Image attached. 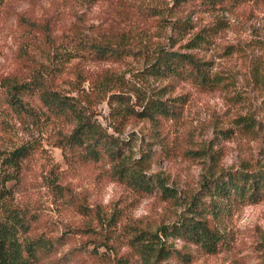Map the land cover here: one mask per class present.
I'll return each instance as SVG.
<instances>
[{
	"label": "rangeland",
	"instance_id": "1",
	"mask_svg": "<svg viewBox=\"0 0 264 264\" xmlns=\"http://www.w3.org/2000/svg\"><path fill=\"white\" fill-rule=\"evenodd\" d=\"M204 1L11 0L6 6L0 84L29 83L32 75L51 81L119 147L115 161L66 157L56 142L74 123L43 120L40 103L29 97L21 115L0 107V181L13 173L5 161L11 152L34 146L19 165L18 181L5 182L11 204L29 216L28 237L63 236L39 264H264V199L231 203L219 215L188 207L205 180L264 171V0L212 7ZM199 32L209 41L194 48ZM82 42L108 44L118 56L91 59ZM170 52L202 62L212 84L149 74L148 66ZM153 100L175 105L176 112L146 117L144 106ZM121 165L152 189L132 188L116 173ZM197 197L209 204V196ZM185 216H204L220 233L215 253L165 238L163 227ZM162 245L189 254V261L155 258Z\"/></svg>",
	"mask_w": 264,
	"mask_h": 264
},
{
	"label": "trees",
	"instance_id": "2",
	"mask_svg": "<svg viewBox=\"0 0 264 264\" xmlns=\"http://www.w3.org/2000/svg\"><path fill=\"white\" fill-rule=\"evenodd\" d=\"M11 0H0V16ZM178 1V0H177ZM183 1V0H180ZM205 4L223 3V0H205ZM183 28L188 22H180ZM208 31L207 29L203 30ZM202 31V32H203ZM209 41L206 35L197 33L191 40L192 47H202L204 42ZM80 50L94 60L115 59L119 50L108 44H95L92 42L80 43ZM77 53V52H76ZM70 55L59 54L60 57ZM161 58L148 66V73L157 77H171L176 80H189L202 86L212 84L214 77L208 76L202 68L203 63L189 54H178L175 52L164 53ZM51 81H44L41 76L32 75L29 83L5 80L0 84V107L4 104L7 112L16 116L25 112L23 97L37 100L42 108L40 112L43 120L57 121L70 120L74 123L68 135H61L57 138V146L67 156L83 162H99L107 159L115 161L119 156V147L115 140L110 137L99 123L80 110V106L72 99L54 91L50 86ZM2 86V87H1ZM4 107V106H3ZM175 105H168L165 102L153 100L149 105L144 106V115L155 119L157 115L164 117L172 116L176 110ZM36 117L37 123L41 120ZM34 146H21L15 148L10 156L5 159L8 166L12 167L6 177L0 181V264H39L44 256H50L63 236L52 237L39 234L28 237L30 226L29 216L16 209L11 204V193L5 188V182L19 179V165L33 151ZM125 166H120L116 173L141 193L152 189V185L144 182L143 176L137 171H124ZM163 195H170L168 188L162 186L160 189ZM198 194L209 196V204L200 205L201 198ZM264 199V171H226L216 178L205 180L201 185V191L195 194L189 203L191 212L203 213L208 211L214 215L224 213L230 208L231 203L255 204ZM201 215V214H200ZM165 238L170 235L187 241L190 244L198 245L207 253H215L217 246L223 241L220 233L210 229L204 216H185L178 225L166 226L162 229ZM177 258L183 262L189 261L190 255L181 253L177 249L160 246L155 258Z\"/></svg>",
	"mask_w": 264,
	"mask_h": 264
}]
</instances>
